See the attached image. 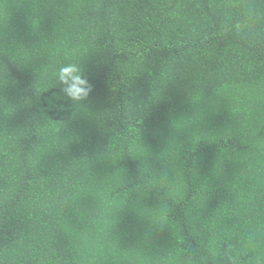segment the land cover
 <instances>
[{
	"label": "trees",
	"instance_id": "trees-1",
	"mask_svg": "<svg viewBox=\"0 0 264 264\" xmlns=\"http://www.w3.org/2000/svg\"><path fill=\"white\" fill-rule=\"evenodd\" d=\"M0 264H264V0H0Z\"/></svg>",
	"mask_w": 264,
	"mask_h": 264
},
{
	"label": "clouds",
	"instance_id": "clouds-1",
	"mask_svg": "<svg viewBox=\"0 0 264 264\" xmlns=\"http://www.w3.org/2000/svg\"><path fill=\"white\" fill-rule=\"evenodd\" d=\"M60 91L72 102H80L87 98L91 91L87 79L82 76L81 69L74 63L61 67L57 73Z\"/></svg>",
	"mask_w": 264,
	"mask_h": 264
}]
</instances>
